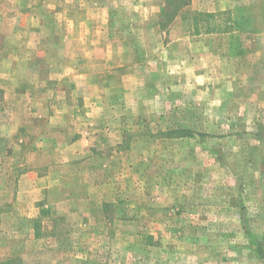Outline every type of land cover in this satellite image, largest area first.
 Here are the masks:
<instances>
[{"label":"rangeland","instance_id":"rangeland-1","mask_svg":"<svg viewBox=\"0 0 264 264\" xmlns=\"http://www.w3.org/2000/svg\"><path fill=\"white\" fill-rule=\"evenodd\" d=\"M0 264H264V0H0Z\"/></svg>","mask_w":264,"mask_h":264},{"label":"trees","instance_id":"trees-1","mask_svg":"<svg viewBox=\"0 0 264 264\" xmlns=\"http://www.w3.org/2000/svg\"><path fill=\"white\" fill-rule=\"evenodd\" d=\"M217 30H218V29H217ZM206 31H207L206 33H208V34L213 33V29H210V28H208ZM215 31H216V30H215ZM215 31H214V32H215ZM218 31H219V30H218ZM219 32H222V31H219ZM195 34H199L198 27H197L196 30H195Z\"/></svg>","mask_w":264,"mask_h":264}]
</instances>
